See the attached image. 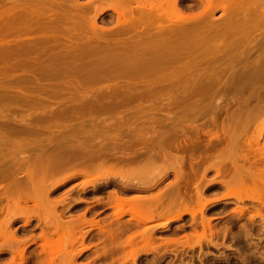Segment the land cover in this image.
I'll use <instances>...</instances> for the list:
<instances>
[{
    "label": "rangeland",
    "instance_id": "rangeland-1",
    "mask_svg": "<svg viewBox=\"0 0 264 264\" xmlns=\"http://www.w3.org/2000/svg\"><path fill=\"white\" fill-rule=\"evenodd\" d=\"M170 1L0 0V264H264V0Z\"/></svg>",
    "mask_w": 264,
    "mask_h": 264
},
{
    "label": "bare ground",
    "instance_id": "bare-ground-1",
    "mask_svg": "<svg viewBox=\"0 0 264 264\" xmlns=\"http://www.w3.org/2000/svg\"><path fill=\"white\" fill-rule=\"evenodd\" d=\"M168 1H169V0H168ZM171 1L173 2V6H172V8H174V6H175V7H178V9H177V14H178L179 12H181V11H178V10H179V6H178V1H179V0H171ZM171 1H170V2H171ZM202 1H203V0H202ZM204 1H205V0H204ZM207 1H208V4H207V6H206L205 8L208 10L210 7H212L211 9H213V6H214L215 4H214L212 1H214V0H207ZM221 1H222V0H221ZM227 1H228V0H227ZM233 1H234V0H233ZM163 2H164V1H163ZM170 2H169V3H170ZM172 2H171L170 4H172ZM211 2H212L213 4H212ZM216 2H217V0H216ZM224 2H225V0H224ZM235 2H236V1H235ZM235 2H234V3H235ZM247 2H248V1H247ZM151 3H152V2H150V4H151ZM206 3H207V2H206ZM222 3H223V2H222ZM230 3H231V2H230ZM237 3H238V2H237ZM170 4H168L169 7H170ZM256 4H257V3H256ZM148 5H149V3H148ZM164 5H165V3H164ZM227 5H228V4H227ZM227 5H226V6H227ZM230 5H231V4H230ZM142 6L145 7V5H142ZM146 6H147V5H146ZM153 6H154V5H153ZM162 6H163V5H162ZM222 6L224 7V5H222ZM222 6H220V7H222ZM13 7H14V6H13ZM144 7H143V8H144ZM154 7H155V6H154ZM154 7H152V8H154ZM223 7H222V8H223ZM229 7H230V6H229ZM229 7H228V8H229ZM11 8H12V7H11ZM145 8H146V7H145ZM148 8H149V7H148ZM155 8H156V7H155ZM157 8H158V7H157ZM162 8H163V7H162ZM170 8H171V7H170ZM174 9H175V8H174ZM174 9H172V10L174 11ZM206 9H204V11H203V9H202L201 11L205 12ZM211 9H209V10H211ZM9 10H10V9H9ZM165 10H166V8H165ZM172 10H171V12H172ZM213 10H214V9H213ZM226 10H227V9H225V11H226ZM119 11H121V10H119ZM124 11H125V10H124ZM124 11L122 10V15H123V12H124ZM127 11H128V10H127ZM15 12H16V11H15ZM203 12H202V13H203ZM125 13H127V12H125ZM202 13L200 12V14H201V15H200V16H201L200 18L203 17L201 20H203V19L205 18V15L202 14ZM205 13H208V11H206ZM209 13H210V11H209ZM10 14H11V13H10ZM118 14L121 16V13H118ZM175 14H176V11H175ZM179 14H180V13H179ZM212 14H213V13H211L210 15L212 16ZM233 14H234V13H233ZM124 15H125V14H124ZM154 15H155V13H154ZM181 15H182V14H181ZM207 15H208V17L210 16L209 14H207ZM8 16H9V13H8ZM147 16H148V14H147ZM155 16H156V15H155ZM177 16H178V15H177ZM183 16H184V15H183ZM193 16H194V15H193ZM193 16L191 17V15H190V19L188 20V21H190V23H191V22L195 23ZM211 16H210L208 19L211 20ZM94 17H97V14H96V16H94ZM157 17H158V15H157ZM175 17H176V16H175ZM178 17H179V16H178ZM184 17H185V16H184ZM184 17H182V18L184 19ZM229 17H230V16H229ZM232 17H233V16H232ZM0 18H1V17H0ZM22 18H23V17H22ZM124 18H125V17H124ZM182 18H180V19H182ZM187 18H189V17H187ZM15 19H16V18H15ZM90 19H91V18H90ZM92 19L95 20L96 18H92ZM130 19H131V18H130ZM183 19H182V20H183ZM191 19H192V21H191ZM227 19H228V16H227ZM94 20H93V23H95ZM176 20H177V19H176ZM178 20H179V18H178ZM204 20H205V19H204ZM204 20H203V21H204ZM206 20H207V19H206ZM206 20H205L206 23H208V22L210 21V20H208V22H207ZM9 21H10V20H9ZM126 21H127V19H126ZM180 21H181V20H180ZM185 21H186V20H185ZM188 21H187V22H188ZM174 22H175V21H174ZM187 22H186L185 24H188V23H189V22H188V23H187ZM5 23H6V22H5ZM175 23H177V22H175ZM168 24H171V23H168ZM183 24H184V23H183ZM185 24H184V25H185ZM120 25H122V24L120 23ZM160 25H161V24H159V27L162 26V25H161V26H160ZM177 25H178V24H177ZM210 25H211V24H210ZM6 26H7V24H6ZM12 26H13V25H12ZM12 26H11V27H12ZM87 26H88V25H87ZM90 26H91V25H90ZM92 26H93V25H92ZM122 26H123V25H122ZM182 26H183V25H182ZM194 26H195V27H196V26L198 27V25H194ZM208 26H209V24H208ZM4 27H5V25H4ZM8 27H9V26H8ZM15 27H16V26H15ZM98 27H99V26H98ZM118 27H119V26H118ZM179 27H180V26H179ZM205 27L207 28L206 25H205ZM205 27H202V28L204 29ZM209 27H210V26H209ZM211 27H212V26H211ZM6 28H7V27H6ZM29 28H30V27H29ZM122 28H123V27H122ZM124 28H125V27H124ZM182 28H183V27H182ZM185 28H187V27H185ZM190 28L193 29L194 27H191V25H190L189 28H188L189 31L191 30ZM222 28H223V26H222ZM228 28H229V26H228ZM13 29H14V28H13ZM159 29H160V28H159ZM175 29H177V28H175ZM183 29H184V28H183ZM196 29H197V28H196ZM196 29H194V30H196ZM208 29H209V28H208ZM87 30H88V29H87ZM142 30H143V29H142ZM157 30H158V29H157ZM177 30H180V28L177 29ZM78 31H79V30H78ZM82 31H83V30H82ZM93 31H94V30H93ZM152 31H153V30H152ZM184 31H185V30H184ZM186 31H187V30H186ZM189 31H187V32H189ZM196 31H197V30H196ZM171 32H172V31H171ZM177 32H178V33H177ZM177 32H176V33H175V32H174V33H170V34H172L173 37H175V38L172 37V39H175V40H176L177 37L179 38V35H180L181 31H177ZM179 32H180V33H179ZM187 32H185V33H187ZM190 32L192 33L193 30L190 31ZM190 32H189V33H190ZM0 33H1V32H0ZM3 33H4V32H3ZM89 33H91V32H89ZM93 33H94V32H93ZM118 33H120V32H118ZM163 33H164V32H163ZM191 33H190V34H191ZM194 33H196V32H194ZM81 34H82V33H81ZM81 34H80V35H81ZM83 34H84V32H83ZM157 34H158V32H157ZM160 34H161V33H160ZM164 34H165V33H164ZM173 34H174V35H173ZM201 34H202V33H201ZM144 35H146V34H144ZM166 35H167V34H166ZM186 35H188V33H187ZM193 35H194V34H193ZM210 35H211V34H210ZM91 36H92V33H91ZM133 36H134V35H133ZM157 36H158V35H157ZM183 36H184V34H183ZM188 36H189V35H188ZM188 36H187V37H188ZM207 36H208V35H207ZM46 37H47V36H46ZM70 37H71V36H70ZM124 37H125V36H124ZM131 37H132V36H131ZM149 37H150V36H149ZM158 37H159V36H158ZM161 37H162V36H161ZM189 37H190V36H189ZM191 37H192V36H191ZM193 37H194V36H193ZM193 37H192V38H193ZM197 37H198V36H197ZM213 37H216V36H213ZM82 38H83V37H82ZM136 38H137V37H136ZM144 38H145V37H144ZM165 38H166V37H165ZM167 38H169V37L167 36ZM178 38H177V39H178ZM181 38H183V37L181 36ZM192 38H191V39H192ZM84 39H85V38H84ZM155 39H156V38H155ZM162 39H163V38H162ZM184 39H185V38H184ZM187 39H188V38H187ZM197 39H198V38H197ZM130 40H131V39H130ZM158 40H159V39H158ZM158 40H157V41H158ZM164 40H165V39H164ZM181 40H182V39H181ZM181 40H180V38H179L178 41H176V42H179V41H181ZM207 40H208V39H207ZM211 40H212V39H211ZM108 41H109V40H108ZM159 41H161V39H160ZM172 41H174V40H172ZM183 41H184V40H183ZM199 41L201 42V40H199ZM17 42H18V41H17ZM88 42H89V41H88ZM101 42H102V41H101ZM115 42H116V41H115ZM151 42H152V41H151ZM155 42H156V40H155ZM170 42H171V41H170ZM181 42H182V41H181ZM185 42H187V40H185ZM193 42H194V41H193ZM193 42L191 41V43H193ZM195 42H196V41H195ZM207 42H209V41H207ZM212 42H213V41H212ZM214 42H217V41H214ZM219 42H220V41H219ZM18 43H19V42H18ZM82 43H83V42H82ZM84 43H85V42H84ZM143 43H144V42H143ZM196 43H197V42H196ZM205 43H206V42H205ZM205 43H204V44H205ZM217 43H218V42H217ZM235 43H236V42H235ZM235 43H234V44H235ZM16 44H17V43H16ZM147 44H148V43H147ZM153 44H154V43H153ZM165 44H166V42H165ZM173 44H174V42L172 43V45H173ZM178 44H179V43H178ZM184 44H185V43H184ZM188 44H189V43H187L186 45H188ZM193 44H194V43H193ZM193 44H191L190 47H191ZM200 44H201V43H200ZM200 44H199V45H200ZM236 44H237V43H236ZM87 45H88V44H87ZM113 45H114V44H113ZM116 45H117V44H116ZM141 45H143V44H141ZM162 45H164V42H163ZM170 45H171V44H170ZM174 45H175V44H174ZM199 45H198V48H199ZM205 45H206V44H205ZM210 45H211V44H210ZM215 45H216V44H215ZM51 46H52V45H51ZM155 46H156V45H155ZM155 46H154V47H155ZM158 46H160V45H158ZM167 46H168V45H167ZM235 46H236V45H235ZM12 47H13V46H12ZM174 47H175V46H174ZM188 47H189V45H188ZM188 47H187V48H188ZM193 47H194V45H193ZM196 47H197V44H196ZM196 47H195V48H196ZM200 47H201V46H200ZM208 47H209V46H208ZM126 48H127V47H126ZM185 48H186V47H185ZM201 48H202V47H201ZM201 48H200V49H201ZM209 48H210V47H209ZM215 48H216V47H215ZM215 48H214V49H215ZM217 48H219V47H217ZM13 49H14V48H13ZM27 49H28V48H27ZM152 49H153V48H152ZM159 49H160V48H159ZM159 49H158V50H159ZM212 49H213V47H212ZM214 49H213V50H214ZM55 50H56V49H55ZM173 50H174V49H173ZM190 50H192V49H189V50L187 49V52L190 51ZM193 50H195V49H193ZM205 50H206V49H205ZM207 50L209 51V49H207ZM210 50H211V48H210ZM213 50H211V52H212ZM53 51H54V50H53ZM116 51H117V50H116ZM137 51H138V50H137ZM145 51H147V50H145ZM161 51H162V49H161ZM203 51H204V49H203ZM208 51H205V52H208ZM20 52H21V50H20ZM30 52H31V51H29V53H30ZM16 53H18V51H17ZM22 53H23V52H22ZM130 53H131V52H130ZM158 53H159V52H158ZM189 53H191V52H189ZM208 53H209V52H208ZM208 53H207V54H208ZM9 54H10V53H9ZM171 54H172V53H171ZM191 54H192V53H191ZM201 54H202V53H201ZM209 54H211V53H209ZM205 55H206V54H204V56H205ZM113 56H114V55H113ZM145 56H146V55H145ZM167 56H168V55H167ZM170 56H171V55H170ZM174 56H175V55H174ZM195 56H196V55H195ZM200 56H201V55H200ZM207 56H208V55H207ZM212 56H213V55H212ZM214 56H215V55H214ZM185 57H186V56H185ZM196 57H197V56H196ZM196 57H195V59H196ZM219 57L222 58V56H219ZM124 58H125V57H124ZM157 58H158V57H157ZM172 58H173V57H172ZM204 58H205V57H204ZM215 58H216V57H215ZM109 59H110V58H109ZM177 59H178V58H177ZM207 59H208V58H207ZM131 60H132V59H131ZM173 60H174V58H173ZM202 60H203V59H202ZM229 60H230V59H229ZM112 61H113V60H112ZM128 61H129V60H128ZM178 61H179V60H178ZM240 61H241V60H240ZM103 62H104V61H103ZM211 62H212V61H211ZM211 62H210V63H211ZM221 62H222V61H221ZM221 62H220V63H221ZM242 62H243V61H242ZM242 62H241V63H242ZM254 62H255V61H254ZM104 63H105V62H104ZM128 63H129V62H128ZM225 63H227V62H225ZM22 64H23V63H22ZM98 64H99V63H98ZM142 64H143V63H142ZM145 64H146V63H145ZM151 64H152V63H151ZM155 64H156V63H155ZM163 64H164V63H163ZM222 64H223V63H222ZM42 65H43V64H42ZM107 65H108V64H107ZM111 65H112V64H111ZM129 65H130V64H129ZM192 65H193V64H192ZM210 65H211V64H210ZM232 65H233V64H232ZM38 66H39V65H38ZM127 66H128V65H127ZM163 66H164V65H163ZM97 67H98V66H97ZM183 67H184V66H183ZM197 67H198V66H197ZM218 67H219V66H218ZM228 67H229V65H228ZM262 67H263V66H262ZM128 68H129V67H128ZM158 68H159V67H158ZM169 68H170V67H169ZM178 68H179V67H178ZM225 68H226V67H225ZM143 69H144V68H143ZM235 69H236V67H235ZM242 69H243V68H242ZM38 70H39V69H38ZM126 70H127V69H126ZM141 70H142V67H141ZM156 70H158V69H156ZM160 70H161V69H160ZM184 70H185V69H184ZM187 70H188V69H187ZM95 71H97V70H95ZM150 71H151V70H150ZM198 71H199V70H198ZM213 71H214V70H213ZM196 72H197V71H196ZM201 72H202V71H201ZM241 72H242V71H241ZM213 73H214V72H213ZM242 73H243V72H242ZM247 73H248V72H247ZM262 73H263V72H262ZM50 74H51V73H50ZM89 74H90V73H89ZM236 74H237V73H236ZM58 75H59V74H58ZM85 75H86V74H85ZM144 75H146V74H144ZM183 75H184V74H183ZM185 75H186V74H185ZM210 75H211V74H210ZM212 75H213V74H212ZM216 75H217V74H216ZM243 75H244V74H243ZM260 75H261V74H260ZM37 76H38V75H37ZM39 76H40V74H39ZM43 76H44V75H43ZM55 76H56V75H55ZM180 76H181V75H180ZM197 76H198V75H197ZM89 77H90V76H89ZM106 77H107V76H106ZM128 77H129V76H128ZM236 77H237V76H236ZM33 78H34V77H33ZM68 78H69V77H68ZM197 78H198V77H197ZM35 79H36V78H35ZM102 79H103V78H102ZM194 79H195V78H194ZM199 79H200V77H199ZM204 79H205V78H204ZM216 79H217V78H216ZM236 79H237V78H236ZM75 80H76V79H75ZM185 80H186V79H185ZM185 80H184V81H185ZM200 80H201V79H200ZM230 80H231V79H230ZM251 80H252V79H251ZM253 80H254V79H253ZM256 80H257V79H256ZM256 80H255V81H256ZM260 80H261V79H260ZM27 81H29V80H27ZM202 81H203V77H202ZM225 81H226V80H225ZM255 81H254V82H255ZM262 81H263V80H262ZM25 82H26V81H25ZM76 82H77V81H76ZM81 82H82V81H81ZM190 82H191V81H190ZM237 82H238V81H237ZM258 82H259V81H258ZM153 83H154V82H153ZM213 83H214V82H213ZM228 83H229V82H228ZM194 84H195V82H194ZM198 84H199V83H198ZM209 84H210V83H209ZM253 84H254V83H253ZM255 84H256V83H255ZM73 85H74V84H73ZM81 85H82V84H81ZM148 85H149V84H148ZM202 85H203V84H202ZM191 87H192V85H191ZM200 87H201V86H200ZM244 87H245V86H244ZM75 88H76V87H75ZM187 88H188V87H187ZM141 89H142V88H141ZM170 89H171V88H170ZM175 89H176V88H175ZM244 89H245V88H244ZM252 89H254V88H252ZM74 90H75V89H74ZM155 90H156V89H155ZM191 90H192V89H191ZM191 90H190V91H191ZM245 90H246V89H245ZM249 90H250V89H249ZM257 90H258V89H257ZM61 91H62V90H61ZM72 91H73V90H72ZM187 91H188V90H187ZM194 92H195V91H194ZM256 92H257V91H256ZM261 92H262V91H261ZM101 93H102V92H101ZM148 93H149V92H147V94H148ZM177 93H178V92H177ZM179 93H180V92H179ZM203 93H204V91H203ZM258 93H259V92H258ZM181 94H182V93H181ZM193 94H194V93H193ZM207 94H208V93H207ZM103 95H104V94H103ZM118 95H119V94H118ZM148 95H149V94H148ZM191 95H192V94H191ZM191 95H190V96H191ZM254 95H255V94H254ZM88 96H89V95H88ZM116 96H117V95H116ZM146 96H147V95H146ZM193 96H195V95H193ZM196 96H198V95H196ZM240 96H241V95H240ZM249 96H250V95H249ZM83 97H84V96H83ZM105 97H108V96L105 95ZM150 97H151V96H150ZM186 97H187V96H186ZM191 97H192V96H191ZM241 97L243 98V96H241ZM253 97H254V96H253ZM256 97H257V96H256ZM84 98H85V97H84ZM95 98H96V97H95ZM147 98H148V97H147ZM192 98H193V97H192ZM192 98H191V99H192ZM238 98H239V96H238ZM246 98H247V97H246ZM249 98H250V97H249ZM263 98H264V97H263ZM180 99H181V98H180ZM243 99H244V98H243ZM89 100L92 101L91 99H89ZM99 100H102V99L100 98ZM107 100H108V99H107ZM187 100H188V98H187ZM189 100H190V98H189ZM245 100H246V99H245ZM252 100H253V98H252ZM97 101H98V100H97ZM185 101H186V100H185ZM237 101H238V100H237ZM253 101H254V100H253ZM241 102H242V101H241ZM244 102H246V101H244ZM98 103H99V102H97V104H98ZM114 103H115V102H114ZM115 104H116V103H115ZM115 104H113V106H114ZM239 104H241V103H239ZM248 105H249V104H248ZM261 105H262V104H261ZM101 106H102V105H101ZM94 107H95V105H94ZM98 107H99V106H98ZM196 107H197V106H196ZM244 107L246 108V106H244ZM250 107H251V106H250ZM110 108H111V107H110ZM112 108H113V107H112ZM218 108H219V107H218ZM262 108H264V107H262ZM106 110H107V109H106ZM249 110H250V109H249ZM249 110H248V111H249ZM245 111H246V109H245ZM254 111H255V110H254ZM227 113H228V112H227ZM251 113H252V112H251ZM237 114H238V112H237ZM252 115H253V114H252ZM242 116H243V115H242ZM237 117H238V116H237ZM229 119H230V118H229ZM235 119H236V118H235ZM251 119H252V118H251ZM243 120H244V119H243ZM263 120H264V119H263ZM253 121H254V120H253ZM253 121H252V122H253ZM252 122H250V124H251ZM226 123H228V122H226ZM243 123H244V122H243ZM247 123H248V122H247ZM241 124H242V123H241ZM248 124H249V123H248ZM263 124H264V123H263ZM238 125H239V124H238ZM246 125H247V124H246ZM246 125H245V127H246ZM256 125H257V124H256ZM251 126H252V125H251ZM261 126H262V125H261ZM261 126H260V127H261ZM222 127H223V126H222ZM239 127H241V126L239 125ZM224 128H226V127H224ZM247 128H248V127H247ZM263 128H264V127H263ZM222 129H223V128H222ZM231 129H233V128H231ZM242 129H243V128H242ZM237 130H238V129H237ZM256 130H257V129H256ZM225 131H226V130H225ZM227 131H228V130H227ZM243 131H244V130H243ZM245 131H246V130H245ZM260 131H261V130H260ZM222 133H223V132H222ZM234 133H235V132H234ZM237 133H238V132H237ZM237 133H236V134H237ZM259 133H260V132H258V134H259ZM230 134H231V133H230ZM244 134H245V133H244ZM218 135H220V134H218ZM232 135L234 136V134H232ZM210 136H211V135H210ZM220 136H221V135H220ZM252 136H253V135H252ZM252 136H251V137H252ZM258 136H259V135H258ZM258 136H257V137H258ZM226 137H227V136H226ZM230 137H231V136H230ZM254 137H256V136L254 135ZM254 137H253L252 141H251V140H248V141H247L248 145H249L251 148L253 147V145H255V144L257 145V144H258V143H257V140H258V139L256 140L257 137H256V138H254ZM170 138H171V137H170ZM172 138H174V137H172ZM240 138H241V137H240ZM161 139H162V138H161ZM212 139H213V138H212ZM234 139H235V138H234ZM237 139H238V138H237ZM244 139H245V138H244ZM250 139H251V138H250ZM156 140H157V139H156ZM232 140H233V138H232ZM117 141H118V140H117ZM167 141H168V140H167ZM220 141H221V140H220ZM235 142H237V141H235ZM37 143H38V142H37ZM80 143H81V142H80ZM103 143H104V142H103ZM169 143H170V142H169ZM178 143H179V142H178ZM226 143H227V142H226ZM38 144H39V143H38ZM97 144H98V143H97ZM155 144H156V143H155ZM263 144H264V142H263ZM167 145H168V144H167ZM167 145H166V146H167ZM231 145L234 146L235 144L233 145V143H232ZM241 145H242V144H241ZM244 145H245V144H244ZM72 146H73V145H72ZM97 146H98V145H97ZM99 146H100V145H99ZM73 147H74V146H73ZM83 147H84V146H83ZM87 147H88V146H87ZM172 147H173V146H172ZM237 147H238V146H237ZM254 147H256V146H254ZM31 148H32V147H31ZM71 148H72V147H71ZM76 148H78V146H77ZM79 148H80V147H79ZM155 148H156V147H155ZM192 148H193V147H192ZM224 148H225V147H224ZM227 148H228V147H227ZM234 148H235V147H234ZM259 148H260V147H259ZM106 149H108V148H106ZM237 149H238V148H237ZM239 149H240V148H239ZM249 149H250V148H249ZM261 149H262V148H261ZM60 150H61V149H60ZM69 150H70V149H69ZM194 150H195V148H194ZM219 150H220V149H219ZM219 150H218V151H219ZM231 150H232V149H231ZM233 150H234V149H233ZM233 150H232V152H233ZM258 150H259V149H258ZM63 151H64V150H63ZM82 151H83V150H82ZM103 151H104V150H103ZM239 151H240V150H239ZM41 152H42V151H41ZM71 152H72V151H71ZM223 152H224V151H223ZM235 152H236V151H235ZM253 152L256 153V150L253 151ZM257 152H258V151H257ZM35 153H36V152H35ZM59 153H60V152H59ZM72 153H73V152H72ZM88 153H89V152H88ZM110 153H112V152H110ZM115 153H116V152H115ZM227 153H228V152H227ZM61 154H62V153H61ZM154 154H155V153H154ZM157 154H158V153H157ZM218 154H219V153H218ZM221 154H222V153H221ZM230 154H231V153H230ZM241 154H242V153H241ZM249 154H250V153H249ZM257 154H258V153H257ZM62 155H64V154H62ZM90 155H91V154H90ZM162 155H163V154H162ZM247 155H248V154H247ZM254 155H255V154H254ZM110 156H111V155H110ZM159 156H160V155H159ZM218 156H219V155H218ZM230 156H231V155H230ZM236 156H237V155H236ZM250 156H251V155H250ZM261 156L264 157V151L261 152ZM29 157H30V156H29ZM74 157H75V156H74ZM115 157H116V156H115ZM163 157H164V156H163ZM227 157H228V156H227ZM232 157H233V156H232ZM238 157H239V156H238ZM240 157H241V155H240ZM246 157H247V156H246ZM78 158H80V156H79ZM111 158H112V157H111ZM118 158H119V157H118ZM248 158H249V157H247V159H248ZM256 158H258V156H257ZM59 159H60V158H59ZM62 159H63V158H62ZM108 159H109V158H108ZM113 159H114V158H113ZM115 159H116V158H115ZM119 159H120V158H119ZM138 159H139V157H138ZM138 159H137V160H138ZM154 159H156V158H154ZM167 159H168V158H167ZM261 159H262V158H261ZM77 160H78V159H77ZM168 160H169V159H168ZM173 160H174V159H173ZM183 160H184V159H183ZM39 161H42V160H39ZM61 161H62V160H61ZM113 161H115V160H113ZM131 161H132V160H131ZM225 161H226V159H225ZM232 161H233V160H232ZM232 161H231V162H232ZM248 161H250V159H249ZM253 161H254V160H253ZM34 162H35V161H34ZM59 162H60V160H59ZM67 162H68V161H67ZM95 162H96V161H95ZM115 162H116V161H115ZM115 162H114V163H115ZM158 162H159V161H158ZM160 162H161V161H160ZM175 162H176V159H175ZM42 163H44V162H42ZM45 163H46V162H45ZM73 163H74V162H73ZM118 163H119V162H118ZM177 163L179 164L180 162H177ZM177 163H176V164H177ZM251 163H252V162H251ZM253 163H254V162H253ZM253 163H252V164H253ZM93 164H94V163H93ZM103 164H104V163H103ZM159 164H160V163H159ZM239 164H240V163H239ZM239 164H238V165H239ZM39 165H40V164H39ZM70 165H71V164H70ZM112 165H113V164H112ZM135 165H136V162H135ZM180 165H181V164H180ZM71 166H72V165H71ZM80 166H81V164H80ZM90 166H91V165H90ZM96 166H97V165H96ZM110 166H111V165H110ZM110 166H109V167H110ZM118 166H120V165H118ZM176 166H178V165H176ZM224 166H225V165H224ZM235 166L237 167V165H233V167H235ZM239 166H240V165H239ZM241 166H242V165H241ZM241 166H240V167H237V168L234 170V171H235L234 174L230 177V179H229L227 182H224L225 188H226L227 190L229 189V191H230V187H232V186H235V187H236V185H239L240 188L243 187L242 189H245L248 185H252L251 183H253V184H255V185H258V183H257V184L255 183V182H256V179H257V181L260 182V184H263V185H264V177H263L264 173H263V172L260 173V178H258L259 176H258V173H257L256 179H255V178H254V177H255L254 174L256 173L255 170H254L255 172H254V174H253L252 172H250V170H249V171H248V170L245 171L246 169H245L244 171H243V169L240 170ZM91 167H92V166H91ZM99 167H100V166H99ZM107 167H108V165H107ZM111 167H112V166H111ZM120 167H121V166H120ZM123 167H124V166H123ZM163 167H164V166H163ZM174 167H175V166H174ZM250 167H251V166H250ZM27 168H28V167H27ZM34 168H35V167H34ZM83 168H84V167H83ZM89 168H90V167H89ZM124 168H125V167H124ZM130 168H131V167H130ZM172 168H173V167H172ZM238 168H239V169H238ZM243 168H244V167H243ZM31 169H32V168H31ZM40 169H41V168H40ZM42 169H43V168H42ZM81 169H82V168H81ZM81 169H80V171H81ZM87 169H88V168H87ZM90 169H91V168H90ZM99 169H100V168H98V170H99ZM101 169H102V167H101ZM125 169H126V168H125ZM160 169H161V168H160ZM207 169H208V168H207ZM260 169H261V168H260ZM8 170H9V169H8ZM8 170H7V171H8ZM12 170H13V169H12ZM43 170H44V169H43ZM92 170H94V168H92ZM92 170H91V171H92ZM111 170H113V169H111ZM122 170H123V169H122ZM157 170H158V169H157ZM164 170H165V169H164ZM176 170H177V169H176ZM251 170H252V169H251ZM35 171H36V170H35ZM38 171H39V170H38ZM41 171H42V170H41ZM45 171H46V170H45ZM123 171H125V170H123ZM133 171H134V170H133ZM160 171H161V170H160ZM174 171H175V170H174ZM178 171H181V170H178ZM178 171H177V172H178ZM5 172H6V171H5ZM12 172H13V171H12ZM36 172H37V171H36ZM82 172H84V171H82ZM82 172H80V173L82 174ZM92 172H93V171H92ZM92 172H90V173H92ZM105 172H106V170H105ZM109 172H111V171L109 170ZM125 172H126V171H125ZM136 172H137V171H136ZM8 173H9V172H8ZM29 173H30V172H29ZM41 173H42V172H41ZM100 173H102V171H101ZM205 173H206V172H205ZM216 173H217V174H220V170L217 169V170H216ZM5 174H7V172H6ZM9 174H10V173H9ZM37 174H38V173H37ZM46 174H47V173H46ZM97 174H98V173H97ZM114 174H115V173H114ZM125 174H126V173H125ZM139 174H140V173H139ZM159 174H160V173H159ZM175 174H176V173H175ZM177 174H178V173H177ZM179 174H180V173H179ZM261 174H262V175H261ZM29 175H30V174H29ZM35 175H36V174H35ZM85 175H86V174H85ZM85 175H84V177H85ZM92 175H93V174H92ZM133 175H134V174H133ZM142 175H143V174H142ZM0 176H1V175H0ZM10 176H11V175H10ZM48 176H49V175H48ZM75 176H76V175H75ZM96 176H97V175H96ZM121 176H122V175H121ZM121 176H120V177H121ZM143 176H144V175H143ZM143 176H142V177H143ZM175 176H176V175H175ZM3 177H4V176H3ZM5 177H6V175H5ZM27 177H28V176H27ZM92 177H93V176H92ZM94 177H95V175H94ZM102 177H103V176H102ZM123 177H124V176H123ZM138 177H139V175H138ZM6 178H7V177H6ZM65 178H66V177H65ZM175 178L178 179L179 176L177 175V177H175ZM247 178H250V179H251V180H250V184H248V185H247V183H248L247 181H249V180H247ZM2 179H3V178H2ZM9 179H10V178H9ZM128 179H129V178H128ZM30 180H31V178H30ZM179 180H180V178H179ZM182 180H183V179H182ZM182 180H181L180 182H182ZM18 181H19V180H18ZM18 181H17V182H18ZM21 181H22V180H21ZM26 181H27V180H26ZM39 181H40V180H39ZM175 181H176V180H175ZM12 182H13V181H12ZM27 182H28V181H27ZM30 182H31V181H30ZM33 182H34V181H33ZM154 182H155V181H154ZM94 183H95V182H94ZM123 184H124V183H123ZM141 184H142V183H141ZM16 185H17V184H16ZM21 185H22V184H21ZM35 185H36V184H35ZM38 185H39V184H38ZM263 185H262V186H263ZM13 186H14V185H13ZM17 186H18V185H17ZM27 186H29V185H27ZM239 186H238V187H239ZM252 186H253V185H252ZM262 186H261V187H262ZM18 188H19V187H18ZM34 188H35V189H34L33 191H35V190H37V189H40L39 187L36 189V186H35ZM177 188H178V187H177ZM247 188H248V187H247ZM22 189H24V188H22ZM8 190H9V189H8ZM231 190H233V188H232ZM250 190H251V189H250ZM10 191H11V190H10ZM37 191H38V190H37ZM229 191H228V192H229ZM25 192H26V191H25ZM35 192H36V191H35ZM40 192H42V191L39 190V193H40ZM181 192H182V191H181ZM198 192H199V191H198ZM230 192H231V191H230ZM241 192H242V191H241ZM243 192H244V191H243ZM246 192H247V191H246ZM37 193H38V192H37ZM182 193H183V192H182ZM4 194H5V193H4ZM12 194H13V193H12ZM33 194H35V193H33ZM41 194H42V193H40V194H36V195H37V197H38V195L40 196ZM229 194H230V193H229ZM233 194H235V193L233 192ZM236 194H237V193H236ZM236 194H235V195H236ZM167 195H168V194H167ZM167 195H166V196H167ZM170 195H171V196H170ZM177 195H178V194H177ZM177 195H175V194L173 195L172 193L169 194V196L166 197V202H167V203L165 202V203H166V204H165L166 206L164 205L165 207L163 206V209H165V208H167V207H168V209H170V208H172V207H171L172 205H177V202L180 201V200L176 199ZM9 196H10V195H9ZM16 196H17V195H16ZM158 196H160V195H158ZM174 196H175V197H174ZM180 196H181V195H180ZM242 196H243V195H242ZM242 196H241V197H242ZM244 196H245V195H244ZM40 197H41V196H40ZM153 197H154V196H153ZM153 197H152V198H153ZM155 197H156V196H155ZM223 197H224V196H223ZM235 197H236V196H235ZM248 197H249V196H248ZM248 197H247V198H248ZM257 197H259L258 194H257ZM15 198H16V197H15ZM46 198H47V197H46ZM116 198H117V195H116V197H114V199H116ZM136 198H137V197H136ZM157 198H158V197H157ZM161 198H162V197H160V199H159V198L157 199V200H158V201H157V202H158L157 204H162V200H163V199H161ZM190 198H191V197H190ZM19 199H20V198H19ZM21 199H22V198H21ZM41 199H42V198H40V202L42 203ZM129 199H130V198H129ZM137 199H138V198H137ZM241 199H242V198H241ZM251 199H252V198H251ZM254 199H255V198H254ZM256 199H257V198H256ZM260 199H261V198H260ZM17 200H18V199H17ZM23 200H24V199H23ZM42 200H43V199H42ZM138 200H139V199H138ZM177 200H178V201H177ZM193 200H194V199H193ZM26 201H27V200H26ZM43 201H44V200H43ZM51 201H52V199H51ZM115 201H118L120 204H122V200H120V199H118V198H117V200H115ZM115 201H114V202H115ZM136 201H137V200H135L134 202H136ZM139 201H140V200H139ZM139 201H138V202H139ZM188 201H189V200H188ZM188 201H187V202H188ZM257 201H258V200H257ZM12 202H13V201H12ZM16 202H17V201H16ZM61 202H62V201H61ZM114 202H113V203H114ZM132 202H133V201H132ZM207 202H208V201H207ZM43 203H44V202H43ZM125 203H126V202H125ZM125 203H124V204H125ZM192 203H193V202H192ZM10 204H11V203H10ZM55 204H57V203H55ZM134 204H135V203H134ZM139 204H140V203H139ZM13 205H14V204H13ZM17 205H19V204L17 203ZM43 205L47 207V204H46V205L43 204ZM52 205H53V204H52ZM128 205H130V204H129V203H128L127 205L125 204V206H128ZM137 205H138V204H137ZM137 205H136V206H137ZM113 206L116 207L115 205H113ZM121 206H122V207H121ZM138 206H139V205H138ZM203 206H204V205H203ZM203 206H202V207H203ZM13 207H14V206H13ZM15 207H18V206H15ZM23 207H24V206H23ZM27 207H28V206H27ZM42 207H43V206H42ZM46 207H44V208H46ZM119 207H120V208H124L123 204L120 205ZM119 207H116V208H119ZM130 207H131V205H130ZM134 207H135V205H134ZM141 207H143V206H141ZM156 207H158V206H156ZM160 207H161V206H160ZM169 207H170V208H169ZM176 207H177V206H176ZM202 207H201V208H202ZM29 208H30V207H29ZM44 208H43V209H44ZM137 208H138V207H137ZM148 208H150V207H148ZM148 208H147V209H148ZM152 208H153V207H152ZM201 208H200V209H201ZM6 209H7V208H6ZM9 209H10V208H9ZM27 209H28V208H27ZM36 209H37V208H36ZM139 209H140V208H139ZM159 209H161V208H159ZM176 209H177V208H176ZM44 210H45V209H44ZM48 210H49V209H48ZM121 210H122V209H121ZM131 210H132V209H131ZM136 210H138V209H136ZM148 210H149V209H148ZM170 210H171V209H170ZM13 211H14V210H13ZM19 211H21V210H20V207H19ZM128 211H130V209H129ZM14 212H15V211H14ZM40 212H41V211H40ZM10 213H11V212H10ZM22 213H23V212H22ZM37 213L39 214V212H37ZM45 213H46V212H45ZM55 213H56V212H55ZM123 213H125V212H123ZM140 213H141V212H140ZM153 213H155V212L153 211ZM161 213H162V212H161ZM194 213H195V212H194ZM258 213H259V212H258ZM12 214H14V213H12ZM34 214H35V213H34ZM141 214H142V213H141ZM141 214H140V215H141ZM182 214H183V212H182ZM55 215H56V214H55ZM57 215H58V214H57ZM120 215H121V214L119 213V216H120ZM9 216H10V215H9ZM45 216H47V214H46ZM116 216H117V215H116ZM119 216H117V217H119ZM181 216H182V215L180 214V215H178L177 217H175V219L180 218ZM7 217H8V216H7ZM47 217H48V216H47ZM55 217H56V218H55ZM55 217H54V218H55V221H56L55 223H60V224H61V222H62L63 220H62L59 216H55ZM57 217H58V218H57ZM61 217H62V216H61ZM117 217H116V218H117ZM11 218H12V216H11ZM59 218H60L62 221H61ZM148 218H150V217L148 216ZM51 219H53V218H51ZM51 219H50V221L52 222V226H51V227L54 228V229H55V227H59V226H54V225H56V224L53 225V222H54V221L51 220ZM80 219H81V218H80ZM173 219H174V218H172V220H173ZM4 220H5V219H4ZM46 220H47V218H46ZM59 220H60V221H59ZM78 220H79V218H78ZM79 221H80V220H79ZM86 221H87V220H86ZM86 221L83 220V219H81V223H79V224L77 223V225H75V227L78 229V232H79V230H81V229H79V228H81L82 226L84 227L85 225L87 226L88 221H87V222H86ZM170 221H171V220H170ZM51 222H50V223H51ZM63 222H64V221H63ZM207 222L210 223L209 220H208ZM47 223H48V225L50 224L49 222H47ZM60 224H59V225H60ZM64 224H65V223H64ZM64 224L62 225L63 229H66V230H67V229L70 228L71 223H70V224L67 223L66 226H65ZM68 224H69V225H68ZM74 224H76V223H74ZM74 224H73V225H74ZM90 224L93 225L92 222L88 223L89 226H90ZM1 225H2V224H1ZM3 225H4V224H3ZM7 225H8V224H7ZM10 225H11V224H10ZM50 225H51V224H50ZM95 226H99V225L96 224V225L93 226V228H94ZM5 227H6V226H5ZM51 227H50V228H51ZM64 227H66V228H64ZM67 227H68V228H67ZM75 227H74V228H75ZM91 227H92V226H91ZM91 227H90V228H91ZM101 227H102V226H101ZM76 228H75V229H76ZM98 228H100V227H98ZM43 229H44V228H43ZM58 229H59V228H58ZM63 229H62V231H63ZM71 229H73V228H71ZM77 229H76V231H77ZM100 229H101V228H100ZM49 230H50V229H49ZM55 230H56V229H55ZM55 230H53V231H55ZM66 230H65V231H66ZM3 231H4V230H3ZM72 231H73V230H72ZM81 231H82V230H81ZM67 232H68V231H67ZM67 232H66V233H67ZM10 233H11V232H10ZM62 233H63V232H62ZM64 233H65V232H64ZM6 234H7V233H6ZM2 235H3V234H2ZM9 235H10V234H9ZM12 235H13V233H12ZM76 236H77V235H76ZM2 237H3V236H2ZM15 237H16V236H15ZM39 239H40V238H39ZM81 240H82V239H81ZM13 241H14V240H13ZM4 243H5V242H4ZM17 244H18V243H17ZM12 245H13V244H12ZM15 254H16V253H15Z\"/></svg>",
    "mask_w": 264,
    "mask_h": 264
}]
</instances>
